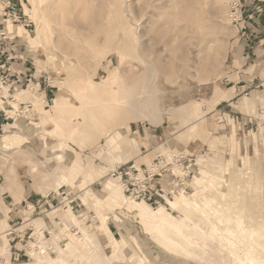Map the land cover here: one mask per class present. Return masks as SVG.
Masks as SVG:
<instances>
[{
    "label": "rangeland",
    "instance_id": "1",
    "mask_svg": "<svg viewBox=\"0 0 264 264\" xmlns=\"http://www.w3.org/2000/svg\"><path fill=\"white\" fill-rule=\"evenodd\" d=\"M113 1L44 0L43 6L51 14L58 56L63 58L69 66L81 63L83 65L81 67L83 69L82 76L84 78L88 76L102 85L110 80L111 75H120L124 81H121L119 86L127 89L128 97L133 96L135 89L138 90L140 86H147L145 88L148 91L151 90L149 92L157 97V108L154 109L155 112L147 111L145 116L130 115L126 109H122L118 116L113 117L110 122L112 126L110 135L104 136L98 132L91 139H84L83 145L70 139L66 140L71 153H64V160L57 162L53 167L46 164L45 157L47 152L56 149L57 142L48 147L41 145L36 152L30 147H24V144L27 145L36 139L27 136L21 144L13 145L8 149L0 147L1 203L9 206L15 200L12 195L13 189L8 183L16 186L19 182L25 189L20 199L22 210L32 211V213L28 211L26 216L22 212L12 210L15 213H10V227L17 229L21 236L26 234L25 240L31 241L29 239L32 233L31 229L37 232L38 228H34L30 222L36 219L45 221L47 213L57 210L52 217V225L48 228L52 231L53 237L50 238L51 240L45 241H53V244L59 245L54 238L58 233L59 236L66 235L67 238L60 245V248H65L70 241L68 233L76 232L73 228L78 227L75 224L64 225L61 222V216L67 214L69 208L78 219H88L90 226L93 225L96 231L101 225L102 215L108 214V227L120 240L123 233L119 224L114 220L113 213H116L127 218L128 226L137 227L146 242L157 246L138 215L129 211L130 202L128 200L120 201L118 205L113 206L106 198L103 200L104 204L98 207L99 210H96L94 206L90 205V202L86 204L83 201V192L86 191V188L96 191L105 186L97 180L98 177L90 181L84 176L90 162L96 169L105 168L109 173L117 164H124L128 159L129 162L149 164L160 152H176L186 156V166H189L192 161L198 162V166L195 168L199 172L191 169L192 172L195 171V174L187 182L189 194L197 191L193 182L201 175L202 169L210 171L209 176L213 173L212 171H216V174L228 181L230 174L223 173L221 166L230 167L234 163L233 167L242 169L247 164L252 166L257 163V167L254 166L249 175L241 177L242 185H249V189L244 190V194L241 195H245L244 198H240L242 203L240 201L234 203H239L238 206L245 205L246 209L252 208L264 216L262 208L264 206V123H262L264 122L262 121L264 120V108L260 105L264 97V4L250 8L247 11L246 21L236 27L228 13L231 2L234 0H125L126 7H124L120 18L115 13ZM15 3L17 15L27 20V27L22 28L21 26L24 27L22 23L14 25L16 31V34L12 36L14 40L1 47L0 61L6 63L3 76H7L10 80V84L7 86L8 91L15 93L19 89L32 91V94L24 95L27 102L23 100L20 105L23 110L26 107L30 109V113L27 112L28 118L20 115L22 109H17L14 106L13 101L16 98L13 94H9L11 102L9 101L8 112L4 115L0 113L1 143L5 136H25L24 132H20L17 128L14 129L22 117L26 121L28 119L32 124L31 126L28 123V127L39 128L36 132L37 138L44 136L52 138L47 133L51 126L46 127L48 124L43 123V117L48 112L50 119L59 127L61 126L51 106L53 99L57 96H67L73 102L76 101L68 91L61 94L60 87L63 82L67 81L66 84H69L75 92L85 86L88 87L86 82L82 83L78 80L75 82L70 77L69 66H66L67 69L54 65H49L46 68L40 67L42 64L40 60L36 61V54L41 50L37 46H31L27 38L28 30L33 33L36 24L25 12V6L30 9L33 6L28 0H15ZM6 21L5 27L7 28ZM55 22L57 23L55 24ZM127 22L132 23L133 29H137L140 35L128 34L124 29ZM9 25L8 22V29ZM62 25L64 27H61ZM3 28L4 26L0 24V31ZM137 54L141 56L138 57ZM42 56L45 55L40 57ZM141 57H147L156 65L155 78H150L152 72L146 67L149 64ZM65 72L66 74H64ZM220 92H225L228 96L231 95V100L228 97L223 98ZM246 95L253 97L256 101V113H249L242 108L241 102ZM34 98L41 100L42 107L46 110L45 113L43 109H37L33 105ZM1 101L5 102L0 99L1 104ZM169 110H176L179 114ZM160 112L162 114L158 116L157 114ZM198 114L199 117L204 116L203 122L196 133L191 134L185 128L192 123L189 118ZM80 120L82 121L81 117H76L71 127L79 125ZM16 121L18 122L16 123ZM35 123L37 124L34 125ZM119 127L124 128L126 134L112 144L111 141L117 136ZM233 134L235 137L230 140ZM177 135L178 137H176ZM189 136L193 138L190 139ZM55 139L60 141L58 138ZM58 149L62 151L61 148ZM53 155L55 157V154ZM136 157L141 161H137ZM3 163L15 166L13 174L9 177L1 173ZM79 167H83V173L81 172L80 177L75 181L76 185L73 186L74 182H70L61 187L63 185L60 182L61 174L70 177ZM109 175L105 179H108ZM111 181L116 183L117 179L112 177ZM59 182L58 187L57 183ZM116 184L119 186L118 182ZM167 186L166 184L165 188ZM177 186L183 187L181 184H177ZM212 189L213 187L205 190L208 199L214 191ZM49 190H51L48 195L50 200L47 199L43 203L42 201ZM62 191L65 192L63 196L61 195ZM174 192H176L174 193L175 197L168 199L178 200L179 191L174 190ZM72 194L77 195L70 198V201L73 202L66 207L65 204L68 200L62 202L63 198ZM248 195L253 199L249 200ZM255 197L259 200L258 202L256 199V201L254 200ZM154 198L158 202H155ZM154 198L139 203H145L153 209H157L159 206L164 207L166 210L161 212L162 215L171 214L175 218L185 216L182 209H171L168 201L159 197ZM261 200L262 204H260ZM152 202L155 204H151ZM227 202L231 205L234 204L230 199ZM30 203L34 205L33 208H30ZM29 217L30 219H28ZM26 219L30 221L26 222ZM1 220L2 213L0 212V222H2ZM8 228L9 224H6L5 227L0 228V233ZM55 229L57 230L54 231ZM211 230L213 234L219 232L217 229ZM81 233L80 231L78 235H82ZM13 236H8V238ZM4 239L7 242L6 237L1 236L0 243ZM198 240L201 242L200 239ZM24 243L26 242L19 243V240L16 239L13 244L21 247L24 246ZM31 244L32 242L28 246ZM55 246L53 247L55 254H49L48 258L42 259L56 258L60 252L55 249ZM124 248L127 253H131L127 244ZM222 255L223 264H232L226 250ZM37 257L40 256L36 255L33 259L26 258L16 263L34 264ZM3 258H0V264H3L2 260H8L10 264H13L8 255ZM217 261H220V258H215L214 262ZM185 262V264H208L207 259H190ZM174 263L182 264L183 262L177 258L174 259ZM113 264H118V262Z\"/></svg>",
    "mask_w": 264,
    "mask_h": 264
},
{
    "label": "bare ground",
    "instance_id": "2",
    "mask_svg": "<svg viewBox=\"0 0 264 264\" xmlns=\"http://www.w3.org/2000/svg\"><path fill=\"white\" fill-rule=\"evenodd\" d=\"M28 1L32 4L33 8L30 9L25 6V12L32 18V20L35 21L36 28L33 33H30L28 30L27 38L31 46H37V48H40L41 50L36 54V61H41L42 66L39 65L41 68H46L49 65L62 66L66 68V66L69 65H67L63 58L58 56L56 36L53 33L54 26L52 27L50 11L43 6L44 0ZM113 3L117 17H122L124 7H126L125 0H114ZM8 22L10 25L7 31L11 36H13V21H7V28ZM56 23L57 22H55V24ZM131 24L127 22L124 25V29L127 31V33H134L137 36L140 35V32H138L137 29L134 30ZM21 27L25 28L23 26ZM61 27L64 26L62 25ZM70 28L72 29V27ZM43 54L45 56L40 57ZM139 56L141 55L139 54ZM141 58L143 61H147L149 64L148 66H145L148 67L152 72V76L150 78H155L157 71L156 65L149 61L150 59L147 57V59L145 57ZM82 66L83 65H81V63L73 64L68 67V70H71V73H68H70V77L74 81L78 80L82 83L86 82L88 86L87 88L85 86L84 88H80L75 92L69 84H66L67 81H64L63 85L60 87L61 94H63L65 91H68L70 96H73L76 101L73 102L72 99H68L69 97L67 98V96H57L53 99L51 106L53 107L56 114L55 117L57 120H59L61 126L59 127V125L55 124L53 120L50 119L48 112L44 114L43 123L48 124V126L45 125L46 127L51 126L49 130L47 129V133H49L52 138L46 136L37 138L35 134L39 128L34 126L28 127V123L30 125L32 124L28 121V119L26 121V119L22 117L20 119V123H15V128H17L20 132H24L25 136L23 137L25 138H23L21 135L5 136L0 147H5L8 149L9 147H13V145L21 144L26 140L27 136L29 138L35 137L36 139H33L31 143H28V147L26 144H24V147H30V149L34 151L39 149L41 145L48 147L57 142L58 144L56 149L47 152L45 157L47 162L46 164L50 167H53L57 162L64 160V153H71V151L68 149L69 147L66 144V140L70 139L71 141L73 140L83 145L84 139L89 140L98 132H101V134L104 136L110 135V128H112L110 122L113 117L118 116L122 109H126L130 115L141 114L145 116L147 111H154V109L157 108V97L149 92L151 90L148 91V89L145 88L147 86H140L138 90L135 89L133 96L128 97L129 95L127 94L129 93L127 89L121 85L119 86V83L124 81L120 75H111V78H109L110 80L102 85L95 82L88 76L84 78L82 76ZM64 74H66V72ZM3 91H5V89ZM3 91L1 90V94ZM12 94L16 98V100L13 102L18 103L17 105L14 104V106L17 109H22L20 108V105L21 101L24 100V95L29 96L32 94V91H23L18 89V91ZM40 101L41 100L34 98V106L37 109L44 110V107H42V103ZM29 111L30 109L26 107L25 110L22 109V114L20 115H24L26 118H28L29 114H27V112ZM169 111H175L178 113L176 110ZM45 112L46 110H44V113ZM161 114L162 113L160 112L157 115L161 116ZM76 117H81L82 121L80 120L79 125L71 127V124H73ZM203 117L204 116L199 117L198 114L193 118H189L191 119L192 123L185 129L191 134L196 133L200 127V124L203 122ZM124 134H126L125 129L119 127L117 136L112 139L113 141H111V143L113 144V142L124 136ZM55 138H58L60 141H56ZM58 148H61L62 151H59ZM161 153L165 154L168 159L173 158L174 155H180V153L176 152ZM53 154H55V157H53ZM120 165L122 164H117L113 169L110 170L109 173H107L105 168L96 169L90 162L89 168L85 171L84 176L90 181L95 177H98L97 180L105 186L103 189L96 191L87 190L86 188V191L83 192V201L86 204H89L88 202H90V205L94 206L96 210H99L98 207L104 204L103 200L106 198L107 201L111 202L113 206L118 205L120 201L128 200L130 202L128 206L129 211L138 215L143 224L146 226L147 230L151 233V236L154 239V244L157 246L146 242L145 237L141 234L139 229L133 225L128 226L127 218L120 214L113 213L115 218L114 220H116V222L119 224L123 233L122 239L119 240L114 235L113 231H111V229L108 227V214L102 215L101 225L98 231H96L93 228V225L90 226V221L88 219H78L71 208H69L67 214L62 216L60 215L62 219L61 222L64 225L75 224L78 227L73 228V230L77 229V231L73 232L69 230L70 233H68V236L70 241L67 243L65 248L58 249L60 253L56 258L50 257L49 259H42L48 258V256L52 255L48 253L47 248L49 245L53 246V241L46 242L44 235L46 231H50L48 228H50V225H52V217L55 212H57V210H53L46 214L47 218L45 221H37V219L34 221V224L36 227H38V229L37 232L34 231L35 235L33 234L35 241H32L31 247L33 249L30 251V255L32 259L36 255L41 257H37L36 260H34V264H113L114 262H118V264H175L174 259L176 260L177 258L180 260V262H183L182 264H185V261H190V259H207L208 264H223V258L221 257L223 256L222 254L224 250L228 252L232 264H264V216L260 215L258 212H255V210L252 208L246 209L244 208L245 205L242 206L241 204V206H238L239 203H234L235 201H240V203H242L240 198L245 195H241L244 194V190L247 191V189H249V185L243 186L241 177H246L249 175L254 166L257 167V163L252 166L247 164V166L242 169L233 167L234 163H232L230 167L221 166L223 173L230 174L228 178L230 181H227L219 174H216V171H212L213 173H211V176H209L210 171L202 169L201 175L197 178L198 180L196 179L193 182L197 188V191L193 194H189L188 192L186 193L184 188L179 186L178 189H175L179 191V194H177L178 200L173 201L172 199H168V204L170 205L171 209H182L185 215L183 218H175L171 214L162 215L161 212L166 210L162 206H159L157 209H153L145 203H139L128 199L127 195V199H125L123 194L125 189L121 178L115 177L112 174L113 171H115ZM136 165L140 166L141 164L136 163ZM195 166H198V162L192 161L189 168L192 170H197ZM14 169L15 166L13 164H10L9 166L8 163H3L1 173L4 176L9 177L13 174ZM82 170L83 167L77 168L75 170V174L70 177L62 173L60 182L63 185L61 187H64L70 182H74L73 186H75V181L80 177ZM176 171L183 176H186L187 172L182 165H177ZM56 173H58V171H56ZM107 175H109V177L108 179H105L107 178ZM112 177L117 179L119 186H117V182L115 183L111 181ZM60 182L57 183L58 187ZM211 187H213L212 190L214 191H212V194L208 199L207 194H205V190L211 189ZM166 189L172 190L168 186ZM172 191L174 192V190ZM261 191L263 190L261 189ZM13 196L15 200L9 206L6 205L5 207H0V212L2 213V222H0V228L3 226L5 227L6 224H8L7 213L9 210L22 212V214L26 216L28 215V211H30L27 209L22 210L18 191H16ZM248 196L249 200L253 199L250 195ZM70 197L71 196H69L67 199V203H71ZM229 199L234 204H229L227 202ZM255 199L256 197L254 200ZM256 200L257 202L259 201L258 199ZM263 201L261 200V203H259L262 204ZM30 208H33L31 203ZM262 208L264 210V206ZM78 228L82 232V235H78L80 232ZM211 229H217L219 232L213 234ZM9 230L10 229L0 233L1 236H5L7 239V242L4 239L0 243V258L8 255L10 261H12L10 256L11 244L9 242L8 236L6 235ZM54 231H56V229ZM50 232L52 233V231ZM63 237L67 238L66 235H57L54 240L59 243ZM198 239H200L201 242H199ZM125 244L128 245L131 253H127L124 248ZM37 246L40 247L39 250L36 249ZM215 258H220V261L215 263ZM2 261L3 264H10L8 260Z\"/></svg>",
    "mask_w": 264,
    "mask_h": 264
},
{
    "label": "built area",
    "instance_id": "3",
    "mask_svg": "<svg viewBox=\"0 0 264 264\" xmlns=\"http://www.w3.org/2000/svg\"><path fill=\"white\" fill-rule=\"evenodd\" d=\"M262 4H264V0H234L231 2V8L228 12L229 18L231 19L233 25L238 27L241 22L246 21L247 11H249L250 8L255 5ZM5 20H12L14 25L22 23L24 27H27V20L24 17L17 15L15 0H0V24L4 26L3 30L0 31V49L8 42L14 40V37H12L6 30ZM5 66L6 63H2L0 61V99L7 102V104H5V102L3 103L1 101L3 105L0 103V113L3 115L8 112L7 109L9 108V103L11 102V100H9L11 96L1 94L2 88L7 87L10 84L9 78L7 76H3ZM186 159L187 158L184 155H174L173 158L168 159L165 154L160 152L153 159V162L149 164H141L140 166H137L135 162H129L128 164L118 166L112 174L113 176L121 178L128 199L136 202H144L150 201L154 197H159L167 202L169 197L173 198L175 196L173 191L165 188L166 184L168 187L172 188V190L178 189L177 184H181L187 193V182L193 177L195 171L192 172L189 168L190 165H185L187 162ZM177 165H182L183 168H185V171L187 172L186 176H183L176 171ZM180 180L181 182H179ZM48 197L49 196L46 197V200ZM49 200L50 199H48V201ZM156 201L157 200H155V202ZM70 202L72 203L73 201ZM155 202H152L151 204H155ZM31 232L32 233L29 238L31 241H26V234H24V236L19 235L17 229L11 228L6 234L7 236L14 235L9 238V242L11 244L10 256L13 263L23 261L26 258H31L30 251L33 248L28 245L33 240L35 241V238L33 237L34 229H31ZM44 236L47 241L51 240L50 238L52 237V233L50 231H46ZM16 239L19 240V243H26H24V246L18 247L13 244ZM64 239L66 238L63 237L60 240V243H62ZM27 242L29 243L27 244ZM36 249L39 250L40 247L37 246ZM47 251L52 255L55 254V250L52 245L48 246Z\"/></svg>",
    "mask_w": 264,
    "mask_h": 264
},
{
    "label": "crops",
    "instance_id": "4",
    "mask_svg": "<svg viewBox=\"0 0 264 264\" xmlns=\"http://www.w3.org/2000/svg\"><path fill=\"white\" fill-rule=\"evenodd\" d=\"M8 28H6V30H7ZM13 31H14V35L16 34V31H15V27H14V25H13ZM8 32V31H7ZM263 73H264V70H263ZM5 89V91H3ZM9 89H7V88H3L2 89V91H3V93L2 94H4L5 96H9V94H12V93H10L9 91H8ZM24 91V90H23ZM4 92H6V93H4ZM233 93V92H232ZM220 95L224 98V97H228V99H230L231 98V95L230 96H228L227 95V93H225V92H220ZM248 99V100H247ZM24 100H26V99H24ZM231 100V99H230ZM247 101V102H246ZM26 102H27V100H26ZM29 102V101H28ZM15 105H17L18 103H15V102H13ZM249 104V105H248ZM34 105V104H33ZM260 105H262V107L264 108V97L262 98V100H261V102H260ZM241 106H242V108L243 109H246L249 113H256L257 111H256V106H257V103H256V101L254 100V98L253 97H249L248 95H246V96H244L243 97V100H242V102H241ZM20 117V116H19ZM262 121H264V120H262ZM18 122V121H17ZM16 122V123H17ZM262 123H264V122H262ZM37 124V123H36ZM35 124V125H36ZM32 126V125H31ZM15 130H16V128H14ZM260 129H262V128H260ZM260 133H261V131H259ZM259 133V134H260ZM36 137H37V134L35 135ZM176 137H178V135L176 136ZM235 137V135L233 134L232 135V137H230L231 139L230 140H232V138H234ZM0 144H2L1 142H0ZM137 161H141V159H139L138 157H136L135 158ZM129 162V159L125 162V163H128ZM124 163V164H125ZM1 165V164H0ZM29 170H30V166H29ZM30 173V172H29ZM7 183H8V181H7ZM8 185L13 189V191H12V195H14V193L16 192V191H18V196L20 197V199H21V197H22V195L24 194V191H25V189H24V186L23 185H21V184H19V182H17V185L16 186H13V185H11V184H9L8 183ZM123 191V190H122ZM51 192V190H49L47 193H46V195H45V198L48 196V194ZM123 194H124V197H125V199H127V197H126V193L123 191ZM61 195L63 196V195H65V192H61ZM77 194H72L71 195V197H75ZM14 197V196H13ZM67 197V198H66ZM66 197H64L63 198V201L62 202H64V201H66L69 197L68 196H66ZM70 197V198H71ZM77 197H79V196H77ZM1 198H2V195H1V191H0V207H5L6 205L5 204H3V203H1ZM43 199V203L45 202V200L46 199ZM80 198V197H79ZM66 199V200H65ZM81 199V198H80ZM32 204V203H31ZM21 205V204H20ZM33 205V204H32ZM66 207H68L69 206V203H66ZM22 206V205H21ZM34 206V205H33ZM73 208V207H72ZM11 212H14V211H12V210H9V212H8V214H9V217L7 218V222H8V224H9V228L8 229H10L11 227H10V223H9V218H10V213ZM75 212V211H74ZM15 213V212H14ZM30 213H32V211H30ZM17 214V213H16ZM28 219H30V217L28 218ZM28 219H26V222L27 221H30V220H28ZM31 223V225L34 227V228H38V227H36V225L34 224V220H32V222H30ZM33 223V224H32ZM35 225V226H34ZM57 230V229H56ZM58 235H59V233H58ZM63 235V234H62ZM54 243V242H53ZM58 243V242H57ZM54 246L56 245V244H53ZM60 245H61V243L59 242V245L57 244L56 246H55V249H59L60 248Z\"/></svg>",
    "mask_w": 264,
    "mask_h": 264
}]
</instances>
